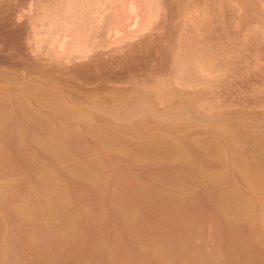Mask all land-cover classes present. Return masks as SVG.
Returning a JSON list of instances; mask_svg holds the SVG:
<instances>
[{
    "label": "rangeland",
    "instance_id": "obj_1",
    "mask_svg": "<svg viewBox=\"0 0 264 264\" xmlns=\"http://www.w3.org/2000/svg\"><path fill=\"white\" fill-rule=\"evenodd\" d=\"M172 1L46 91L0 0V264H264V0Z\"/></svg>",
    "mask_w": 264,
    "mask_h": 264
},
{
    "label": "bare ground",
    "instance_id": "obj_2",
    "mask_svg": "<svg viewBox=\"0 0 264 264\" xmlns=\"http://www.w3.org/2000/svg\"><path fill=\"white\" fill-rule=\"evenodd\" d=\"M13 1L14 4L16 5L15 7H17V4L19 5L18 6L19 9H17L16 11L17 13L15 16L12 15L14 16V19L1 20V21L5 20V22L1 23V28H5L7 25L10 27L12 24L11 27L12 32L13 30H15L18 32L20 31L22 33L23 31L28 30L26 32L27 34L25 33L26 36H24V39L26 40L25 42L28 45L27 49H29L30 55L27 56L28 58L23 60L22 62L21 61H19V63L17 62L19 65H17V63L14 64L16 68H14L12 73H10L12 77L14 75L13 78L14 80L13 82L12 81L8 82L9 83L8 87L9 86L12 87L14 85L16 86V84H20L22 80L21 76L18 74L21 72L20 70H22V73L24 72V74L26 73L29 75H33L30 77H32L33 80H35L33 81L34 85L37 86L38 84L37 87H39L40 82L43 84L49 82L47 80L44 81L45 79L50 80L51 83H53L52 80L60 82L62 81L60 79L67 73L70 74L71 71L74 74L77 73L80 76L86 77V75L88 74L90 75L91 73H96L99 75L106 69L108 70L110 68L108 65L121 63L124 64L125 66V64L128 63V60L126 61L125 59L127 63L126 62L122 63L121 61H123V57L125 58L127 57L129 51H131L132 53L131 56L138 54V53L134 54L132 52L134 50L136 51V47L133 48L134 47L133 42L135 40H136V42H134L136 43L135 45L137 47L141 46L140 51L145 52L144 50L145 45L143 47V44L145 43L144 40L146 35L147 34L149 35L148 32H151V30L155 26L157 27L158 25H160L159 19L161 13L163 12V9L165 10L167 7L170 8L169 2H171L172 0L171 1L169 0H13ZM178 1L179 0L175 2L178 3ZM181 1L184 2V0ZM165 2H168V6H166L167 3L165 4ZM183 2L179 1L180 4ZM180 4L171 3V5L172 6L174 5L176 8L174 6L171 7L174 10L179 11L180 8H182L181 6L182 4L181 5ZM164 5L166 6V8ZM12 10L13 9L9 10V13L7 14L12 13L13 12ZM172 11L170 10V12ZM2 33L4 34L5 31ZM11 34L14 35V33ZM20 35L23 36L22 34ZM13 40L14 39H12V41ZM21 45L19 44L18 47L22 48ZM127 47L129 48L127 49ZM20 48L18 50H20ZM124 50L126 51L128 50V52H124ZM137 50L139 51L138 48ZM120 51L124 56L121 53H119ZM13 52L14 51H12V54H14L16 51L14 53ZM144 52H142V54ZM124 53L127 54L125 55ZM131 56L129 53L128 55L129 58L127 59L136 60L135 56L132 58ZM24 57L22 59H24ZM1 61H3V59ZM72 69H74V71ZM18 76L20 77L19 83L13 84L14 82H16ZM25 77L27 78V76ZM22 81H25V84L26 82L29 83L24 79V77ZM42 81H44L45 83ZM54 83L55 86H53V88L54 87L57 88L59 85L60 87L63 88L61 82H60L61 84L59 83L58 85H56V82ZM6 85L7 84L5 83V86ZM1 86H4V82L3 85L1 84ZM41 86H45V85L41 84ZM47 86H49V89L50 86L52 87V85L50 84L49 85L47 84ZM26 87L30 88L33 87V85L31 83V85L29 86L26 85ZM29 88L26 90L29 91ZM44 88L46 89L47 87L45 86ZM44 88L40 87L41 90ZM64 88L66 87L64 86ZM72 89L74 90V88ZM16 90L17 89H15V92ZM17 91H18L16 92L17 94H19V92L21 91L20 95H22V92L25 90L20 89ZM27 91H25L24 93H26ZM31 91L33 94H35L33 90ZM55 91L58 92L57 89H55ZM24 93L22 96L25 95ZM45 95H47V92ZM36 97L41 98V100H43V97L45 98V96L40 97L38 95ZM34 98L31 99L34 100ZM28 100H30V98ZM32 100H30V103L34 102L35 105V101L31 102ZM37 102L39 103V101ZM46 102L48 101L46 100ZM49 103L50 102H48V104ZM13 104L14 102L11 104V106ZM17 104L15 106H17ZM23 106L21 105L20 107ZM25 114L23 115L24 117ZM26 116L28 117L29 115Z\"/></svg>",
    "mask_w": 264,
    "mask_h": 264
}]
</instances>
